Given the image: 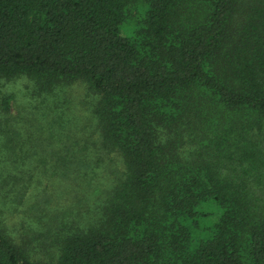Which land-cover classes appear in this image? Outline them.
Returning a JSON list of instances; mask_svg holds the SVG:
<instances>
[{
    "label": "trees",
    "instance_id": "trees-1",
    "mask_svg": "<svg viewBox=\"0 0 264 264\" xmlns=\"http://www.w3.org/2000/svg\"><path fill=\"white\" fill-rule=\"evenodd\" d=\"M19 77L61 129L55 98L87 82L124 168L91 224L46 232L57 261L0 219V264H264V0H0V81ZM74 145L62 176L93 170Z\"/></svg>",
    "mask_w": 264,
    "mask_h": 264
},
{
    "label": "rangeland",
    "instance_id": "rangeland-1",
    "mask_svg": "<svg viewBox=\"0 0 264 264\" xmlns=\"http://www.w3.org/2000/svg\"><path fill=\"white\" fill-rule=\"evenodd\" d=\"M27 86L22 77L0 81V219L18 244L29 247L33 259L46 263L59 256L57 245H46V232L60 227V220L76 221L81 227L91 224L103 201L96 189H107L115 180V170L124 167L119 153L107 154L100 148L93 113L98 98L87 82L77 80L55 98L59 105L68 106L62 129L42 120L36 105L40 109L47 106ZM5 97H9L8 113L2 104ZM44 99L50 104V97ZM36 114L40 115L36 118ZM6 118L12 121L5 123ZM54 134L58 136L55 139ZM167 137L162 132V138ZM67 142H73L80 155L91 160L93 170L85 168L62 176V170L53 169L55 150L64 149ZM191 147L188 143L183 150ZM99 159H105L101 165L95 163Z\"/></svg>",
    "mask_w": 264,
    "mask_h": 264
}]
</instances>
